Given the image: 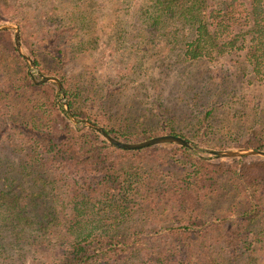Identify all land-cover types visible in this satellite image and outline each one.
Here are the masks:
<instances>
[{"label": "trees", "instance_id": "16d2710c", "mask_svg": "<svg viewBox=\"0 0 264 264\" xmlns=\"http://www.w3.org/2000/svg\"><path fill=\"white\" fill-rule=\"evenodd\" d=\"M4 22L72 115L121 142L264 151L248 92L264 84V0H0ZM148 62L174 71L165 96L139 93ZM57 99L0 30V264H264V158L120 149Z\"/></svg>", "mask_w": 264, "mask_h": 264}, {"label": "water", "instance_id": "95a60500", "mask_svg": "<svg viewBox=\"0 0 264 264\" xmlns=\"http://www.w3.org/2000/svg\"><path fill=\"white\" fill-rule=\"evenodd\" d=\"M4 29H12L14 31V45L16 52L18 53L19 56H21L27 63L29 70L31 73L35 72L38 74L40 80H36L34 76L32 75V80L34 83H40V82H52L56 85L57 87V92L59 94V106L63 109L65 115L68 117V119L75 125V126H86L89 128L94 129L98 133H100L104 139L124 150H138V149H143L149 146H154V145H159V144H165V143H170V144H176L183 146L184 148L194 151V152H207L210 154L211 157H216V158H232V157H240V158H247V157H260L264 158V151L263 150H258L254 148H238V149H229V150H205L191 141L184 139L178 135H173V134H165V135H159L155 137H151L149 139L136 142V143H126V142H121L115 138H113L111 135H109L103 127L100 125L89 121L87 119H77L75 118L69 107L68 104L65 100V93H64V88L62 83L57 77L54 76H45L42 74H39L37 72L36 66L34 65L33 61L30 59V57L23 51L22 45L20 42V33H19V28L16 24L12 23H6V24H0V30Z\"/></svg>", "mask_w": 264, "mask_h": 264}, {"label": "rangeland", "instance_id": "374dc122", "mask_svg": "<svg viewBox=\"0 0 264 264\" xmlns=\"http://www.w3.org/2000/svg\"><path fill=\"white\" fill-rule=\"evenodd\" d=\"M97 13L98 15H100V20H99V23L102 22V19H106V17L110 14L109 12V6H108V3H104L102 5L101 8H99L97 10ZM6 23H12V24H16L19 28V33L21 35V29H20V26L18 25V23L16 22H4V23H0V24H6ZM7 30H11L13 32V35H14V31L12 29H7ZM13 39H14V36H13ZM20 42H21V38H20ZM22 45V43H21ZM15 47V45H14ZM22 49L23 51L28 55V53L26 52V50L24 49L23 45H22ZM16 50V49H15ZM17 53V52H16ZM18 54V53H17ZM29 56V55H28ZM21 57V56H20ZM30 57V56H29ZM22 58V57H21ZM23 59V58H22ZM31 59V58H30ZM235 57L234 56H225V57H222L219 59L220 63L227 67L230 71V73H232V76L234 77L233 79L236 78L237 76V63L234 61ZM24 60V59H23ZM32 60V59H31ZM25 61V60H24ZM26 63V61H25ZM34 63V62H33ZM27 64V63H26ZM35 65V64H34ZM36 66V65H35ZM28 67V65H27ZM36 69H37V72L39 74H42L44 75L43 73L40 72L39 68L36 66ZM28 71H29V74H30V77L32 79V75L34 76V78L36 80H40L39 76L37 73L33 72L31 73L30 70H29V67H28ZM69 72L67 73H73L75 71V68L73 67H69L68 69ZM146 73H147V77L148 79H144V82H142L143 85L140 90L139 93L141 94H148L150 97H155L156 95L158 94H161L160 96H165L170 88H171V85L173 84L174 80H175V73L174 71L171 69V67H156V64H152L150 62H148L146 64ZM97 75L99 76V79L101 81L103 80H106L109 75H111V69H110V65L108 64V62L106 63H103L100 68H98L97 70ZM45 76H54V77H57L55 75H45ZM58 78V77H57ZM59 79V78H58ZM60 80V79H59ZM33 81V80H32ZM61 82V81H60ZM238 82V81H237ZM34 83V82H33ZM40 83H51L53 85H55L54 83L52 82H40ZM62 83V82H61ZM159 85V89L157 91L154 90V87H153V84H157ZM35 84H38V83H35ZM63 85V84H62ZM56 86V85H55ZM64 88V87H63ZM251 96L257 98V103L264 107V84L262 85H259V86H256V87H253L251 88L249 91ZM56 93L57 92V87H56ZM65 93V91H64ZM58 100H59V94H58V99H57V103H58ZM65 100H66V97H65ZM67 102V101H66ZM58 106H59V103H58ZM60 107V106H59ZM61 108V107H60ZM62 109V108H61ZM65 114V113H64ZM65 117L68 119V117L65 115ZM75 117V116H74ZM77 118V117H75ZM77 119H84V118H77ZM69 120V119H68ZM88 120V119H87ZM90 121V120H89ZM70 123H72L70 120H69ZM93 122V121H92ZM95 123V122H94ZM73 124V123H72ZM97 124V123H96ZM74 125V124H73ZM99 125V124H98ZM75 126V125H74ZM81 127H86V126H82V125H79ZM101 126V125H100ZM77 127V126H76ZM102 127V126H101ZM100 134V133H99ZM101 135V134H100ZM165 135V134H163ZM174 135V134H173ZM102 136V135H101ZM179 136V135H178ZM103 137V136H102ZM181 137V136H180ZM104 138V137H103ZM184 138V137H182ZM186 139V138H184ZM189 141H191L192 143H194L195 145H197L198 147L202 148V149H205V150H216V149H210V148H205V147H202L201 145H199L197 142H195L194 140H191V139H187ZM165 144H170V143H165ZM173 145H176V144H173ZM180 146V145H179ZM186 149V148H185ZM229 149H238V148H229ZM229 149H221V150H229ZM188 150V149H187ZM218 150V149H217ZM259 150V149H258ZM190 151V150H188ZM194 155L196 156H200V157H206V158H214V157H211L209 153L207 152H201V151H198V152H194V151H191ZM237 158H240V157H237ZM247 158H252V157H247ZM255 158H260V157H255ZM215 159V158H214ZM259 264H260V261H259Z\"/></svg>", "mask_w": 264, "mask_h": 264}]
</instances>
